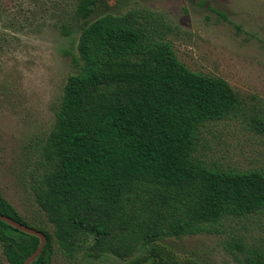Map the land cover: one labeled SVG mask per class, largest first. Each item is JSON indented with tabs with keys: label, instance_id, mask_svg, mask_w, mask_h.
Wrapping results in <instances>:
<instances>
[{
	"label": "trees",
	"instance_id": "16d2710c",
	"mask_svg": "<svg viewBox=\"0 0 264 264\" xmlns=\"http://www.w3.org/2000/svg\"><path fill=\"white\" fill-rule=\"evenodd\" d=\"M102 2L78 3L76 70L31 186L52 230L30 224L1 192L0 212L44 232L47 242L30 264H53L57 246L73 258L90 237L95 264H200L164 239L264 212L263 169L210 165L198 154L201 128L247 119L248 104L222 77L180 61L166 37L169 24L156 13L133 9L89 21ZM246 121L264 129L259 114ZM235 243L246 264H264L263 253L242 238ZM38 245L37 236L0 220L8 264H24Z\"/></svg>",
	"mask_w": 264,
	"mask_h": 264
},
{
	"label": "rangeland",
	"instance_id": "374dc122",
	"mask_svg": "<svg viewBox=\"0 0 264 264\" xmlns=\"http://www.w3.org/2000/svg\"><path fill=\"white\" fill-rule=\"evenodd\" d=\"M79 1L0 0V192L30 224L50 231L31 186L41 172L39 159L65 81L76 70ZM133 9L159 15L169 24L166 37L177 58L193 71L225 79L247 102L246 118L259 114L264 120V0H103L88 20ZM247 119L207 123L198 154L210 165L264 170V129ZM238 238L264 254V212L224 219L209 232L164 243L200 264H246ZM92 242H81L73 258L57 246L53 264L97 263L89 256ZM0 264H8L1 246Z\"/></svg>",
	"mask_w": 264,
	"mask_h": 264
},
{
	"label": "water",
	"instance_id": "95a60500",
	"mask_svg": "<svg viewBox=\"0 0 264 264\" xmlns=\"http://www.w3.org/2000/svg\"><path fill=\"white\" fill-rule=\"evenodd\" d=\"M0 220L6 222L7 224L11 225L12 227L20 231L37 236L39 238L38 247L24 261V264H30L35 259V257H37L40 254L41 250L43 249V247L45 246L47 242L44 232L36 229L35 227L18 222L7 215H4L1 212H0Z\"/></svg>",
	"mask_w": 264,
	"mask_h": 264
}]
</instances>
